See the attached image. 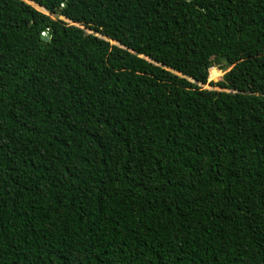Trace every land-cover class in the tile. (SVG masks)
Wrapping results in <instances>:
<instances>
[{
  "label": "trees",
  "instance_id": "trees-1",
  "mask_svg": "<svg viewBox=\"0 0 264 264\" xmlns=\"http://www.w3.org/2000/svg\"><path fill=\"white\" fill-rule=\"evenodd\" d=\"M30 1L0 0V264H264V0Z\"/></svg>",
  "mask_w": 264,
  "mask_h": 264
},
{
  "label": "rangeland",
  "instance_id": "rangeland-1",
  "mask_svg": "<svg viewBox=\"0 0 264 264\" xmlns=\"http://www.w3.org/2000/svg\"><path fill=\"white\" fill-rule=\"evenodd\" d=\"M24 1H26L29 4H31L36 9L45 12V10L41 6H39L38 4H36V3H34L32 1H30V0H24ZM58 17H60L61 19L65 20V21H67L69 23H73L74 24V22H71L70 20H67L65 18H62V16H58ZM75 24L78 25V26H80L81 28H83L88 33H93V34H95V35H97V36H99L101 38H104V39L108 40L112 44H115L116 43L115 41H113L111 39H108L106 36L100 34L99 32H96L91 27H88V26H85V25H82V24H79V23H75ZM149 60H150V58H149ZM211 67H215V69L213 70V77H212L211 71H210V79H213V78H216V77H218V78L216 80H210L209 79V76H208V79H207V82L206 83L197 82V86H199L200 88H204V89H215V90H225V91H229L228 89L222 88V87H220V86H218L216 84H217L218 81H220L222 79L223 74L226 71H228L230 69V67L228 66V67H226V69H220L216 65H212Z\"/></svg>",
  "mask_w": 264,
  "mask_h": 264
},
{
  "label": "water",
  "instance_id": "water-1",
  "mask_svg": "<svg viewBox=\"0 0 264 264\" xmlns=\"http://www.w3.org/2000/svg\"><path fill=\"white\" fill-rule=\"evenodd\" d=\"M62 18H64V17H62ZM116 42V41H115ZM115 44H117L118 45V43L116 42ZM140 57H143V58H145V59H147V60H149V57H146V56H144V55H140ZM150 62H153V63H156V64H160V63H157V62H155V61H153V60H149ZM169 70H171V69H169ZM171 71H173V70H171ZM174 73H176V74H178V75H181L182 77H186L185 75H183L182 73H179V72H177V71H173ZM186 78H188V79H191V78H189V77H186Z\"/></svg>",
  "mask_w": 264,
  "mask_h": 264
},
{
  "label": "bare ground",
  "instance_id": "bare-ground-1",
  "mask_svg": "<svg viewBox=\"0 0 264 264\" xmlns=\"http://www.w3.org/2000/svg\"><path fill=\"white\" fill-rule=\"evenodd\" d=\"M212 68H215V67H210V69H212ZM211 71V70H210Z\"/></svg>",
  "mask_w": 264,
  "mask_h": 264
}]
</instances>
